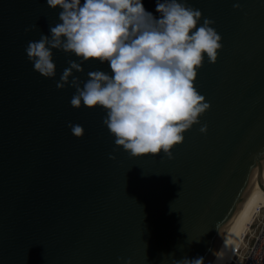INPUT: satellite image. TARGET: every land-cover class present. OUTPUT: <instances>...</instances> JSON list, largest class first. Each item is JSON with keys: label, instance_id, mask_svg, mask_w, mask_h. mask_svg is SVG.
Here are the masks:
<instances>
[{"label": "water", "instance_id": "95a60500", "mask_svg": "<svg viewBox=\"0 0 264 264\" xmlns=\"http://www.w3.org/2000/svg\"><path fill=\"white\" fill-rule=\"evenodd\" d=\"M141 2L160 18L157 0ZM178 2L202 12L197 27L215 21L222 48L214 64L204 55L194 81L210 108L168 159L130 156L103 124L106 109L73 108L76 89L56 87L69 60L81 63L83 72L73 70L81 88L89 72L112 75L107 61L52 49L55 77L34 70L25 48L51 38L59 6L0 0V264L215 263L264 189V0ZM69 123L84 128L82 138Z\"/></svg>", "mask_w": 264, "mask_h": 264}, {"label": "clouds", "instance_id": "9594fccd", "mask_svg": "<svg viewBox=\"0 0 264 264\" xmlns=\"http://www.w3.org/2000/svg\"><path fill=\"white\" fill-rule=\"evenodd\" d=\"M47 5L62 9V23L50 26L51 38L41 35L38 41L28 42L25 52L34 70L55 77L52 49L74 53L82 62L107 61L112 75L89 72L81 88L79 78L73 76V70L83 72L81 63L69 60L70 67L56 87L63 89L70 83L76 89L70 100L73 108L79 109L83 102L88 108L106 109L103 124L114 135L115 145L130 156L163 152L173 159L171 150L183 142V133L210 108L194 81L204 55L214 64L222 48V37L210 26L215 21L204 18L197 27L202 12L178 0H157L159 19L145 10L141 0H84L82 5L81 0H47ZM240 7L238 2L233 4L234 9ZM35 28L31 25L25 32ZM68 127L75 137H83L81 125ZM200 132L206 133L207 125ZM124 264H132L131 258ZM171 264H204V257L173 259Z\"/></svg>", "mask_w": 264, "mask_h": 264}, {"label": "built area", "instance_id": "2783aa9c", "mask_svg": "<svg viewBox=\"0 0 264 264\" xmlns=\"http://www.w3.org/2000/svg\"><path fill=\"white\" fill-rule=\"evenodd\" d=\"M227 264H264V213L254 215Z\"/></svg>", "mask_w": 264, "mask_h": 264}, {"label": "bare ground", "instance_id": "6f19581e", "mask_svg": "<svg viewBox=\"0 0 264 264\" xmlns=\"http://www.w3.org/2000/svg\"><path fill=\"white\" fill-rule=\"evenodd\" d=\"M261 205H264V189L259 185L248 199L239 218L233 225L214 264L228 263L234 255L235 249L239 245L242 235L245 233L249 223L252 221Z\"/></svg>", "mask_w": 264, "mask_h": 264}, {"label": "rangeland", "instance_id": "374dc122", "mask_svg": "<svg viewBox=\"0 0 264 264\" xmlns=\"http://www.w3.org/2000/svg\"><path fill=\"white\" fill-rule=\"evenodd\" d=\"M262 213H264V205H261L259 208H258V212H257V214H262Z\"/></svg>", "mask_w": 264, "mask_h": 264}]
</instances>
